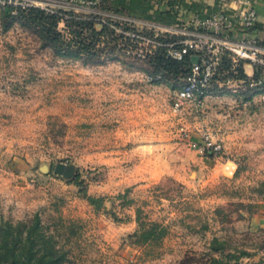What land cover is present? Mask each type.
Returning a JSON list of instances; mask_svg holds the SVG:
<instances>
[{"label":"rangeland","instance_id":"1","mask_svg":"<svg viewBox=\"0 0 264 264\" xmlns=\"http://www.w3.org/2000/svg\"><path fill=\"white\" fill-rule=\"evenodd\" d=\"M0 1V234L23 224L64 264H264V87L224 76L177 115L183 78L125 48L132 29L181 40L189 28L167 8L184 0H47L122 35L78 58L57 55ZM204 131L221 153L202 152Z\"/></svg>","mask_w":264,"mask_h":264},{"label":"built area","instance_id":"2","mask_svg":"<svg viewBox=\"0 0 264 264\" xmlns=\"http://www.w3.org/2000/svg\"><path fill=\"white\" fill-rule=\"evenodd\" d=\"M179 2H175L167 9L172 8L174 18L185 22L190 30L179 31L184 34L181 35V40L162 41L158 33L147 36L138 32L124 31L125 38L130 41V44L125 45L129 52L147 57L152 55L158 47H164L166 56L174 60H182L185 56L190 58V73L174 93L170 102L171 111L180 115L188 107L198 108L204 105L207 89L213 77L226 75L225 72L220 71L222 55L225 51L229 52L234 63L232 67L234 74L236 71L233 69L239 61L248 63L251 67L248 79L230 77L228 81H235L249 89H262L264 87V47L251 35V31L260 20L254 0H218L220 10L205 15L197 10L188 9ZM2 3L3 6H10L12 13H16L17 7H39L46 12H55L48 7L47 0H3ZM65 17L69 16L65 15ZM201 139L200 149L206 155L221 153L222 144L213 141L207 131L202 133ZM225 168L233 173L235 164L230 165L227 162Z\"/></svg>","mask_w":264,"mask_h":264},{"label":"trees","instance_id":"3","mask_svg":"<svg viewBox=\"0 0 264 264\" xmlns=\"http://www.w3.org/2000/svg\"><path fill=\"white\" fill-rule=\"evenodd\" d=\"M9 10H12L10 6ZM104 8V7H103ZM106 8V7H105ZM17 17L25 25L32 27L38 36L50 43L54 52L59 56H69L78 58L80 55L88 57H96L106 49V44L109 41H114L115 44L119 40L118 36H114L115 31L110 29L109 23L101 22L100 27H95V22L92 20H77L76 17H65V14L49 13L39 7L16 8ZM63 21L66 27L71 29V36L67 39L63 36L61 30L58 29V24ZM133 32L134 29H132ZM111 36V37H110ZM110 37V40L107 38ZM125 38V37H123ZM162 41H168L164 37H159ZM108 42H107V41ZM126 43L130 44L128 38H125ZM136 47L135 44H132ZM148 63L152 66L154 74L161 73L171 75L174 78H185L190 73V58L185 56L182 60H174L166 56L164 47H158L155 52L147 56ZM234 63L229 52H224L222 55L220 71L226 75H215L212 79L210 87L224 78V76L234 77L237 79H248L244 72L243 62L232 67ZM256 76V75H255ZM247 90H259L249 89ZM23 224L17 225V228H12L8 225L7 230L1 229L0 234V264H64L67 258L65 253L56 250L53 247L48 249H39L34 239H31L30 233L23 235ZM208 264H240L239 256H228L225 258H212Z\"/></svg>","mask_w":264,"mask_h":264},{"label":"crops","instance_id":"4","mask_svg":"<svg viewBox=\"0 0 264 264\" xmlns=\"http://www.w3.org/2000/svg\"><path fill=\"white\" fill-rule=\"evenodd\" d=\"M182 5L191 10H197L202 15L220 10L216 0H184ZM254 5L259 12L260 20L251 31V35L257 38L259 44L264 47V0H254ZM243 69L247 76L250 75L251 67L248 63H243Z\"/></svg>","mask_w":264,"mask_h":264},{"label":"water","instance_id":"5","mask_svg":"<svg viewBox=\"0 0 264 264\" xmlns=\"http://www.w3.org/2000/svg\"><path fill=\"white\" fill-rule=\"evenodd\" d=\"M197 60L195 59V62H196ZM70 169V167H67V165L66 164H64V163H57L56 165H55V167H54V171H55V173H57V174H62V175H64V174H67L66 173V169Z\"/></svg>","mask_w":264,"mask_h":264}]
</instances>
